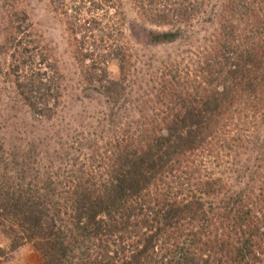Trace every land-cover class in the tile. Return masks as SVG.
<instances>
[{
	"label": "trees",
	"instance_id": "obj_1",
	"mask_svg": "<svg viewBox=\"0 0 264 264\" xmlns=\"http://www.w3.org/2000/svg\"><path fill=\"white\" fill-rule=\"evenodd\" d=\"M6 1L0 84L11 86V110L48 122L62 77L47 48L35 44L41 37L26 11ZM127 1L143 24L141 31L130 26L139 43L173 44L184 33L194 38L190 30L200 26L204 71L189 81L179 77L180 64L163 61L155 95L139 93L135 105L124 98L130 70L121 43L113 50L118 81L88 55L76 56L84 88L97 85L109 106L95 120L107 134L100 160L78 162L67 153L38 160L34 145L14 151L3 126L10 116L0 114V233L7 243L0 264L23 246L40 264H264V0ZM91 3L106 14L122 6ZM59 4L53 13L76 30L73 3ZM221 154L231 157L227 176L203 175L196 160L221 161Z\"/></svg>",
	"mask_w": 264,
	"mask_h": 264
},
{
	"label": "rangeland",
	"instance_id": "obj_2",
	"mask_svg": "<svg viewBox=\"0 0 264 264\" xmlns=\"http://www.w3.org/2000/svg\"><path fill=\"white\" fill-rule=\"evenodd\" d=\"M49 1L13 0L14 6L19 10H25L37 29L41 39L35 44L38 47L45 46L49 51V58L52 63L56 64L58 75L62 77L59 81L63 84L64 89L61 100L53 109L54 112L50 121L39 122L30 119L23 109L11 110L12 107L9 104H12L8 99L11 95L13 96L11 86L6 83L0 84V101L3 100V104L0 105V114L10 116V119L3 123V126L6 129L4 132H6L5 137L9 143L8 148L12 149L15 146L12 149L14 151L19 145H34L36 146L34 151L39 152L38 160H59L58 158L65 153L68 154L69 160H78V162H86L85 160L88 158L100 160L99 154H103L101 139L105 138L107 134L104 127L97 124L100 120H95L101 117L103 113H108L109 106L105 99L98 94L99 87L97 85L84 88L85 85L82 84L78 66L74 59L76 56H82L81 53L98 61L100 68L104 67L109 77L118 81L122 76L119 73L117 55L113 50L117 46H121V43L122 47L127 50L121 48L125 55L129 56L125 60L128 62L127 69L130 70L124 85L128 86L125 92L129 93V96L126 95L124 98L132 104L136 101L135 105L138 104L139 93L152 97L155 95L151 89L157 88L155 84L163 76V74L157 73L161 70L160 66L163 61L171 59L176 64H180L179 77L189 81L195 76L199 79L204 71L201 67L205 65L203 62L207 54L202 51L204 46L202 40L207 34L200 26H194L190 30L196 34L194 38L190 35L186 36L184 33L173 44L139 43L132 38L130 26L136 24L138 28L135 30L141 31L143 24L134 22L133 19L136 17L127 0H117L122 3V6L117 9H109L107 14L97 11L91 0H68L69 4L73 3V7H75L71 10L76 28L73 31H70L66 25L67 16L61 13H58L57 16L53 13V7H56L54 5L60 6L61 0H54L56 4L53 5H50ZM10 6L6 0H0V22L5 20V16L9 14L7 12ZM121 13H124L128 19L122 25L117 24L120 21L123 22ZM92 20L96 22V25L92 23ZM207 26L202 25V27ZM146 28L161 30L151 26H146ZM199 28L201 32L197 35ZM118 33L120 34L118 35ZM103 34L107 36L105 41L100 40V36ZM5 43L7 42L4 39V34L0 33V44L3 46ZM198 62L201 65L197 67ZM52 63L47 62L48 65ZM0 66H3L1 55ZM42 69L48 73L49 67L44 64ZM250 127L259 128L260 126L251 125ZM252 133L254 131L250 128L246 134L252 135ZM220 156L223 157L221 161L215 157L204 158V156L196 160V164L200 163L202 166L201 171L206 170V172H202L203 175L213 178L227 176V173L224 174V172L228 171L230 167L231 157H226L223 154ZM247 157L241 160V167L246 166ZM60 160L63 159L60 158ZM235 176L236 174L228 175L231 186L236 184L233 180ZM241 181H243L242 178L239 182ZM0 245H7L4 235L2 236L1 233ZM1 264L40 263L31 247L23 246L8 255Z\"/></svg>",
	"mask_w": 264,
	"mask_h": 264
}]
</instances>
